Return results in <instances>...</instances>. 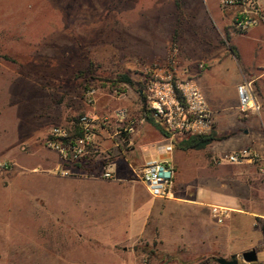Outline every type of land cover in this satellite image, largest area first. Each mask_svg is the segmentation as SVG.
I'll list each match as a JSON object with an SVG mask.
<instances>
[{
  "label": "rangeland",
  "instance_id": "obj_1",
  "mask_svg": "<svg viewBox=\"0 0 264 264\" xmlns=\"http://www.w3.org/2000/svg\"><path fill=\"white\" fill-rule=\"evenodd\" d=\"M258 7L264 23L259 0ZM239 10H222L219 0H0V264H218L226 224L212 210L224 208L207 213L216 232L209 251L192 242L199 230H181L180 236L175 230H126L132 192L118 184L131 180L135 193L146 192L135 176L143 163L134 162L113 113L125 109L141 118L142 65L163 64L172 48L190 51L201 34L218 45L229 32L241 34L234 28ZM216 77L213 90L225 95V104L214 107L213 141L200 150H180L187 158L176 177V196L192 193L194 166L200 181L216 190L227 183L242 194L232 178L242 172L247 175L239 180L264 192L259 161L218 165L238 150L258 154L264 123L260 112L239 111L233 78ZM127 93L137 109H130ZM89 112L106 120L96 135L108 142L95 156L62 160L48 145L50 129H69ZM110 166L114 171L106 179ZM187 222L180 221L184 227Z\"/></svg>",
  "mask_w": 264,
  "mask_h": 264
},
{
  "label": "crops",
  "instance_id": "obj_2",
  "mask_svg": "<svg viewBox=\"0 0 264 264\" xmlns=\"http://www.w3.org/2000/svg\"><path fill=\"white\" fill-rule=\"evenodd\" d=\"M259 6L264 15V0H259ZM195 44L190 51H180L181 67L187 70L189 78L195 82L204 95L213 113L214 122L218 115L214 107L225 104V95L213 90V82L218 80L216 76H219L220 79L224 77L230 81L233 78L232 84L230 83L233 99L237 98V85L243 82L252 84L257 91L255 98L261 106L260 118L264 123V23L253 25L241 34L229 32L221 45H218L210 35L202 34ZM200 64L202 68L199 67ZM206 91L209 95L206 94ZM127 97V103L132 104L135 101L130 93H127ZM210 97H212V102ZM130 109H137V105L132 104ZM116 111L113 113L115 125L122 129V133L127 136L128 144L132 145L130 150L134 151V162L141 161L144 166L151 160H170L178 168L174 180L173 197L169 199H155L144 191L135 193V183L131 180L124 181V184H118L122 187H129L132 192L127 201L130 206L127 210L126 230H136V232L137 230H175L177 236L182 235L181 230H199L194 234L196 238L193 237L192 242L206 244L209 251L216 240V232L212 222L207 221V213L210 207H221L227 212L224 216L226 225L220 232L222 250L220 258L237 257L246 251L254 250L257 263L264 264V192L262 189L239 180V177L247 175L239 172L234 173L232 178L238 182V189H242V194L240 190L237 192L235 187H231L227 183L216 190L212 184H204L200 181L198 167L194 166L191 178V185L194 187L192 193L187 196H176L180 191L179 188L175 189L176 177L178 180L181 177L179 171L187 156L181 154L180 149H175V145L170 154L162 152L160 148L167 143V137L145 121L143 116L134 119L136 125L133 133L123 132L126 121L117 119ZM89 115L96 116L93 112H89ZM119 132L120 130L116 131L113 137L118 136ZM113 137L111 136L110 140ZM258 137L259 135H257ZM96 139L101 147L108 142L109 138L100 139L97 137ZM114 146L118 147V144L115 143ZM263 146L257 147L262 155H264V150H262L264 148H261ZM192 163L194 164L195 160ZM247 164L251 165V163L241 165ZM218 165L231 166L234 164L222 161ZM131 167L130 164L127 165L128 172L132 174ZM108 170L114 171V167L110 166ZM258 175L263 178L264 174L259 172ZM182 191H185L186 194L187 190ZM242 203L247 204L249 209L243 208ZM179 211L181 213H178ZM172 216L174 217L172 218ZM168 219L171 222H168ZM182 219L189 221L185 227L180 223ZM259 256L261 259H258Z\"/></svg>",
  "mask_w": 264,
  "mask_h": 264
},
{
  "label": "built area",
  "instance_id": "obj_3",
  "mask_svg": "<svg viewBox=\"0 0 264 264\" xmlns=\"http://www.w3.org/2000/svg\"><path fill=\"white\" fill-rule=\"evenodd\" d=\"M219 6L222 10L240 9L234 28L241 33L262 20L258 0H219ZM199 67L202 68V65ZM142 73L143 89L140 94L144 96V103L151 118L166 133L167 143L160 148L162 152L170 154L174 145L184 138L210 135L215 124L213 113L198 86L189 78L187 70L181 67L180 52L177 48L171 49L163 64L142 65ZM90 96V93L86 95V101L93 106ZM236 96L238 109L243 115L260 112L261 106L256 101L250 82L237 85ZM115 116L121 121H126L123 132H134L136 121L128 116L126 110H117ZM105 121L86 114L79 116L69 129L52 127L48 145L62 160L68 162H78L95 156L102 152L97 143L96 129L102 128ZM253 160L260 162L259 172L264 174V155L251 150L232 152L218 163L224 161L241 165ZM135 176L150 197H173L175 167L170 160H151ZM103 177L111 178L110 171L105 170ZM225 213L224 210L213 208L212 217L221 223Z\"/></svg>",
  "mask_w": 264,
  "mask_h": 264
},
{
  "label": "trees",
  "instance_id": "obj_4",
  "mask_svg": "<svg viewBox=\"0 0 264 264\" xmlns=\"http://www.w3.org/2000/svg\"><path fill=\"white\" fill-rule=\"evenodd\" d=\"M119 81H122L124 83H130L127 77L125 76H120ZM140 97L144 100V96L141 94ZM142 116L147 121L149 124H151L153 127L158 129L163 135L166 136L165 131L162 129V127L155 122L150 114L149 111L146 109L145 103L142 105L141 108ZM213 141V137L211 135L208 136H195V137H187L182 139L181 141L177 142L175 144V149H180V150H189V149H194V150H200L206 147L208 144H210Z\"/></svg>",
  "mask_w": 264,
  "mask_h": 264
},
{
  "label": "water",
  "instance_id": "obj_5",
  "mask_svg": "<svg viewBox=\"0 0 264 264\" xmlns=\"http://www.w3.org/2000/svg\"><path fill=\"white\" fill-rule=\"evenodd\" d=\"M215 261L218 264H239V261L245 264H255L257 262V257L255 251L250 250L242 253L240 258L231 256L229 259L217 258Z\"/></svg>",
  "mask_w": 264,
  "mask_h": 264
}]
</instances>
